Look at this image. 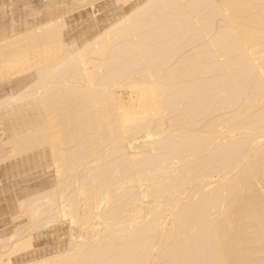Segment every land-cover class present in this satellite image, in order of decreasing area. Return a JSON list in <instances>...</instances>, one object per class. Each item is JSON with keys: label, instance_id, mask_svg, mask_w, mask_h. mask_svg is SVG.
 Masks as SVG:
<instances>
[{"label": "bare ground", "instance_id": "6f19581e", "mask_svg": "<svg viewBox=\"0 0 264 264\" xmlns=\"http://www.w3.org/2000/svg\"><path fill=\"white\" fill-rule=\"evenodd\" d=\"M110 1L0 29V264H264V0Z\"/></svg>", "mask_w": 264, "mask_h": 264}, {"label": "rangeland", "instance_id": "374dc122", "mask_svg": "<svg viewBox=\"0 0 264 264\" xmlns=\"http://www.w3.org/2000/svg\"><path fill=\"white\" fill-rule=\"evenodd\" d=\"M63 1L64 0H55V3H56L55 7L61 8V10L57 9V8H56V10H60V11H62L63 9L64 10H66V9L69 10L70 6L74 5L72 7V9H71L73 12L70 11V10L68 11L69 15H68V12L65 11L66 14L68 15V16L65 15V18H66V21H67L69 26L67 25L64 28V32H65L67 38L74 39L76 37L75 39L79 43H82L86 38L90 37L96 30H98L102 26L106 25L110 21V18L112 16H116L118 14H122L124 11H127V10L121 9L117 4L112 3L110 0H97L95 8H94V11H92L93 7L91 8V6H89V5L88 6L86 5V7H84V8L83 7H81V8L79 7L80 9H78L76 7L78 5H81V3L78 4L76 2L78 4L77 5L76 3L73 2L72 3L73 5H72L70 3V1L72 2V0H68L69 2L68 1L66 2V0L64 2ZM136 1L137 0H132L130 2V5L134 4ZM49 3L51 4V0H0V29H3L6 25L7 26H11L13 24H15V26L19 24L18 25L19 27H24L25 26L24 22L32 23V22H35V19L38 20V21L40 19H44L45 17L43 16V14H40V12H41V10L43 11V7L45 8L47 5H49ZM75 5H77V6L75 7ZM96 10L97 11L101 10V11L97 12ZM93 12L94 13L96 12L95 16H94ZM27 13H28V15H27ZM35 14H37L38 16L35 15ZM91 14H93V15H91ZM82 17H83V20H82ZM24 18L26 19V21H25ZM74 19H77V20L74 21ZM94 22L97 23V24L99 23L100 25L99 24L98 25L100 27L98 25L96 27H92L91 25H93ZM101 24H103V25H101ZM2 26H3V28H2ZM18 26H16V27L19 28ZM89 27H91V28H89ZM97 27H99V28H97ZM91 29H93V30H91ZM20 30H22V29L19 28L18 31H20ZM70 32H72V33L71 34H67V33H70ZM73 36H75V37H73ZM1 165H0V179L3 178V176H4L3 173H5V163L4 164L2 163ZM25 167L27 168V170L29 169L26 165L21 167V172H22L21 174H23V175H21L20 180H21V184L22 185L23 184L33 185V184H35L37 182L49 179L48 174H44L43 173V168L42 167L37 168V170H35V171H33L35 168H32L31 170L29 169L28 170L29 172L27 174H25L27 172ZM23 171H25V173ZM25 179H28L29 182H25ZM1 192L2 191H1V188H0V221L2 220L0 222V229L7 228V224H5V219L7 217V215H5V212L7 210V201H6L5 198H6L7 194L5 195V193H3V192L1 193ZM65 229L63 228V229L59 230V233L61 231L64 232L63 230H65ZM47 230L45 231L46 234L44 233L43 236L40 238V241L37 243V245H38V247L40 249V251H38L37 256H39L41 254L43 255V254H45V252L49 253L52 250H54L53 249V245H50V243H48V242L51 241V244H52V239H53L52 235H53V233L56 234V232L54 231L53 233L49 234L50 230H48V231ZM49 235H51L50 236L51 238L48 237ZM45 249H46V251H45ZM39 252H40V254H39Z\"/></svg>", "mask_w": 264, "mask_h": 264}]
</instances>
